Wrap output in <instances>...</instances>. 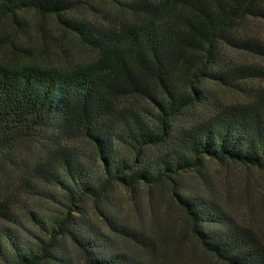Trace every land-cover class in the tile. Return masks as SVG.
I'll list each match as a JSON object with an SVG mask.
<instances>
[{"label":"trees","instance_id":"obj_1","mask_svg":"<svg viewBox=\"0 0 264 264\" xmlns=\"http://www.w3.org/2000/svg\"><path fill=\"white\" fill-rule=\"evenodd\" d=\"M105 2L0 0L22 30L0 61V264H71L66 239L82 264H177L188 236L203 264H264L208 173L264 172V0Z\"/></svg>","mask_w":264,"mask_h":264},{"label":"rangeland","instance_id":"obj_2","mask_svg":"<svg viewBox=\"0 0 264 264\" xmlns=\"http://www.w3.org/2000/svg\"><path fill=\"white\" fill-rule=\"evenodd\" d=\"M91 2L94 3L96 6L99 5L100 7H105L107 9V2H105V0H91ZM26 16L30 17V14L26 13ZM249 27L252 32L264 38L263 21L253 20L249 23ZM0 29H2L3 35H7V37L5 38H2L3 35L0 37V61H2L5 60V58L8 59L7 55H5L7 54V49L12 45V41H15L16 44L18 43V37L21 34L22 30L16 24L9 25V21L4 17L0 19ZM2 33L0 32V35ZM65 35L66 34H63V36ZM64 41L66 42L67 40ZM24 47L28 46L24 45ZM64 48H67L66 45L64 46ZM31 50L28 51L30 53V56L33 59L37 60L44 59L45 61L59 62L63 60L67 61L68 59L74 58L75 56V54L72 55V53L67 50V53L61 52V55H58L56 52L53 53L51 50L40 52L37 51L35 48H31ZM235 56L236 58H242L239 54L236 53ZM228 96L230 98L234 96V94H229ZM208 165V173L214 183L216 193L221 196L222 194L230 195V202L227 205L228 209H230L231 211V214L236 220L251 226L254 230H256V232L260 234L261 238L264 240V172L258 170L257 168L245 167L240 165L230 164L228 166H224L214 162H210ZM114 190L115 191L113 200L119 201L120 204L123 205V213L127 214L129 219L134 221L135 216L134 212L132 211L133 208L129 200L130 195L127 193L126 190L119 187L115 188ZM137 196L138 202L140 204V209H143L144 205L146 204V197L143 194H139ZM162 201H164L163 198L162 200H160V202ZM221 202L222 204H226L222 200ZM39 204L44 206L48 203L41 201L39 202ZM52 208L55 213L56 207L52 205ZM141 212L144 213L142 217L146 219V224L148 222H152L147 213L143 212V210H141ZM170 212H172V219L176 218V220H178L174 225L177 229L178 225H180L181 222L179 221L180 213L177 212L175 208H172ZM162 216L163 212L160 211L156 218L161 220ZM25 223L26 227H28L29 229L34 231L36 230V225H33L29 222ZM65 243L66 253L68 255V258L70 259L71 264H82V257L76 250L75 244L72 242L70 243L67 239ZM204 261H207L205 253L197 244L193 242V240L189 236L186 237L185 241H183V250L181 251L178 257L177 264H203Z\"/></svg>","mask_w":264,"mask_h":264}]
</instances>
